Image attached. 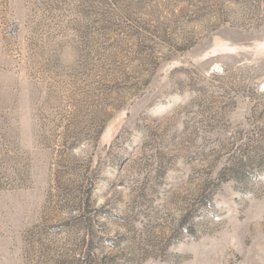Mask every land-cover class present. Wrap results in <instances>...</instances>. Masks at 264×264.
<instances>
[{"label":"rangeland","instance_id":"374dc122","mask_svg":"<svg viewBox=\"0 0 264 264\" xmlns=\"http://www.w3.org/2000/svg\"><path fill=\"white\" fill-rule=\"evenodd\" d=\"M0 264H264V0H0Z\"/></svg>","mask_w":264,"mask_h":264}]
</instances>
